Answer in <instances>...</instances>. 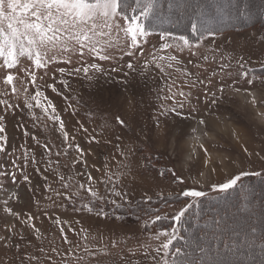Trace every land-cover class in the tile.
Masks as SVG:
<instances>
[{
  "label": "rangeland",
  "instance_id": "rangeland-1",
  "mask_svg": "<svg viewBox=\"0 0 264 264\" xmlns=\"http://www.w3.org/2000/svg\"><path fill=\"white\" fill-rule=\"evenodd\" d=\"M169 6L170 24L159 15L153 18L155 24L186 29L193 20H199V28L230 23L231 29L189 38L198 45L191 51L169 49L167 53L159 52L164 41L159 36L161 31L153 30L135 56L121 59V49L110 50L113 59L99 62L102 72L90 70L92 80L85 79L83 73L60 76L57 68L66 67L63 64L49 65L47 74L45 70L36 73L37 88L55 104L70 138L75 137L72 143L83 150L82 158L75 147L63 154L58 124L46 117L37 119L42 116L40 109L29 111L23 107L35 88L29 85V93L21 88L15 95L10 89L8 95H0V100L20 105L5 114L4 121L7 142L6 151L0 153V172L8 175L0 176V264H21L22 257L24 264H162L161 245L168 237H155L161 232L173 233L148 227L139 218H120L121 212L114 210V204L139 206L142 199H160L166 203L164 211L177 213L188 203L181 200L184 191L216 194L219 191L213 190L214 185L243 172L264 175V22L255 21L264 17V0H172ZM237 24L245 27L236 30ZM153 53L175 55L179 63L172 62L173 67L167 68L165 61H157L165 67L161 72L152 63ZM127 63H132L134 69L129 70ZM27 64L25 61L23 66ZM113 67L120 70L112 72ZM184 70L191 75L185 76ZM245 71L247 79L241 75ZM3 75L0 69V81ZM17 75L25 76L23 72ZM53 75L57 77V91L62 94L46 86L54 83ZM61 79L67 80V88L59 83ZM248 79H252L251 84ZM221 87L225 89L223 94L218 91ZM4 89L0 82V92ZM179 91L187 99L179 96ZM249 92L256 97L255 106ZM174 94L178 102H183L182 108L164 99ZM172 107L175 113L159 116L162 110ZM0 114H4L3 106ZM116 115L128 126L117 125ZM32 136H37L41 144L48 143L51 153L37 146ZM26 149H31L28 155H35L37 163L23 160ZM57 151H61L60 156L55 155ZM80 159L86 164L75 162ZM12 173L17 177L15 184L10 182ZM22 173L29 176L30 183ZM89 173L94 178L91 186L99 194L95 200L79 187H89ZM113 185L126 195L113 196ZM247 191L242 189L240 193ZM58 192L63 195L58 196ZM85 203L93 212L82 209ZM5 208L19 215H10ZM225 215L221 228L232 232L230 241L236 242L237 248L208 247L204 260L213 264L232 260L229 263L238 264L237 258L247 256L249 263V256L256 259L262 255L264 196L242 200L228 208ZM56 219L61 221L59 225L54 223ZM207 225L213 229L206 240H216L220 228L215 223ZM60 228L71 243L63 242ZM260 243L263 245L253 251ZM196 244L204 246L199 241ZM253 262L250 264H257ZM258 264H264V258Z\"/></svg>",
  "mask_w": 264,
  "mask_h": 264
},
{
  "label": "snow or ice",
  "instance_id": "snow-or-ice-1",
  "mask_svg": "<svg viewBox=\"0 0 264 264\" xmlns=\"http://www.w3.org/2000/svg\"><path fill=\"white\" fill-rule=\"evenodd\" d=\"M157 3L158 0H134V3H130V0H0V69L4 71L2 81L0 82L5 86L4 91L0 92V95H8L9 89L11 94L15 95L21 88L24 93H29V85L35 88L36 91L33 94H29L28 98L24 101L23 107L29 111L33 108L40 109L42 116L37 117V119L46 117L52 124H58L60 134L63 137V154L67 155L68 149L75 147L76 152L82 158L84 155L83 150L79 145L72 143L75 137L72 136L70 138L55 104L37 88L36 73L40 70H45V74H47L49 65L63 64L66 67L57 68L60 76L71 77L83 73L85 79L92 80L94 76L89 74L90 70L93 73L102 72L103 69L99 62L113 59V56L109 54L110 50L115 48L121 49V59L123 56H135L137 50L141 48L142 43L146 42L147 37L152 34L146 30L143 21L154 14ZM205 31H209V34H211L208 29H205ZM191 32L195 36L198 32H201V29L193 23L191 25ZM159 36L164 41L160 45V53H167L169 49L174 51L188 49L191 51L194 47H198V45H194L184 35L173 36L170 32L164 31L160 32ZM201 36L203 37V32H201ZM191 54L195 55V52H191ZM152 57V63L161 72L165 71V67L157 61H165L167 68L173 67L172 62L179 63L175 55L153 53ZM25 61L28 62L27 66H23ZM74 63L79 64V66H73ZM126 67L129 70L134 69L132 63H127ZM144 67L147 68L148 64L145 63ZM222 67L224 66L222 65ZM240 67H244L243 63L240 64ZM119 70L118 67L111 69L112 72ZM20 72L25 74L23 78L17 75ZM124 74L125 76L128 75L127 72ZM184 75L189 76L191 73L184 70ZM241 75L245 79L248 78L247 71L241 73ZM52 80L54 83L46 86L58 95L62 94L57 91L55 84L57 77L55 75L52 76ZM200 82L203 83V81ZM59 83L64 88L68 87L67 80L61 79ZM195 83L196 81L194 80L191 86L194 87ZM248 83L251 84L252 79H248ZM218 91L223 94L225 89L221 87ZM236 91H239V89H236ZM178 95L187 99L183 91H179ZM248 95L251 97V104L255 106L257 104L256 97L251 92ZM215 96L216 94L213 93V103L216 102ZM164 99L172 100L173 104H178L181 108L184 106L183 102L176 100L175 94L165 96ZM0 106H3L4 113L0 114V134H4L0 135V153H3L6 151L5 144L7 142L4 123L5 114L20 107V105H12L7 100H0ZM169 112L175 113L176 108L164 109L159 113V116H167ZM114 119L115 123L120 127L128 126L120 115H116ZM200 123L203 124L204 121H200ZM156 126L160 127L159 117H157ZM21 127L24 126L21 125ZM24 135L27 136L28 132L25 131ZM31 139L37 146L43 148L45 152L51 153L52 150L48 143L41 144L37 136H32ZM93 139L95 138L93 137ZM29 151L31 149L25 150L23 160L29 161L32 164L37 163L35 155H28ZM55 155L60 156L61 151H57ZM75 162L86 164V161L82 159ZM12 163L15 164L16 161ZM4 175L8 174L0 172V176ZM160 175L163 176L164 173H160ZM248 175L259 176L261 173L243 172L226 183L218 186L214 185L213 190L227 192L237 185L242 176ZM23 179L30 183L29 176L23 175ZM59 179L63 181L65 177L61 175ZM93 180L94 178L89 173L87 174L86 181L89 187L85 188L84 184H80L79 187L95 200L99 198V194L91 186ZM109 180H111V177H109ZM10 182L12 184L17 182L15 173L11 174ZM180 182L182 183L183 181L181 180ZM63 187L68 188V184H64ZM111 194L121 198L126 195V193L116 190L115 185L112 187ZM16 195L15 192L12 193L13 197ZM57 195H63V193L58 192ZM182 195L190 198H199L204 193L202 191L189 190L184 191ZM65 199H71V196H65ZM3 203L7 204L8 201L5 200ZM112 203H115V201H112ZM82 209L89 213L93 212V208L89 203L83 204ZM187 211V207L182 209L176 216V220L179 221ZM5 212L14 216L19 215L14 213L11 208H5ZM97 214L99 215V213ZM29 219L34 218L29 217ZM156 219H159V216ZM54 223L59 225L61 221L56 219ZM35 231L39 232V229H35ZM60 232L63 242L66 244L71 243L67 235L64 234L65 230L63 228H60ZM161 236L168 237L161 245V248L164 250L161 262L162 264H169L166 258L168 256L167 250L172 245L175 235L174 233L161 232L155 238L159 239ZM37 239H39V236H37ZM160 250L158 248L156 251L159 253ZM40 251L43 252V249H40ZM53 251H56V249L53 248ZM176 251L179 253V249ZM29 259L34 260L36 258L29 257ZM21 264H24L23 257L21 258Z\"/></svg>",
  "mask_w": 264,
  "mask_h": 264
},
{
  "label": "trees",
  "instance_id": "trees-1",
  "mask_svg": "<svg viewBox=\"0 0 264 264\" xmlns=\"http://www.w3.org/2000/svg\"><path fill=\"white\" fill-rule=\"evenodd\" d=\"M162 1L163 0H158L154 14L151 15L147 20L143 21L146 30L149 32H152L153 30L161 32L167 31L178 35H184L195 40L198 39V37H201V32H203V35H205V32L209 33V31H205L206 28L210 30V33H215L221 29H231L230 23L219 26L212 25L206 28H200L201 32H198L195 36H193L191 32V25L195 23L198 26L199 20H193L190 23L189 28L186 29L171 28V26H169L170 19L167 18L169 14L168 12H170L169 9H171L169 5L172 0H164L163 4ZM130 3H134V0H130ZM158 15L160 18L162 16L161 19L166 20L169 24H155L153 18ZM255 21L256 23L259 22L262 24L264 22V17L262 18V21L259 19ZM243 26L245 27V25L240 24L234 25L236 30L243 29ZM242 189L248 190L246 194L242 195V193H240ZM262 196H264V175H248L243 176L241 181H239L233 189H230L227 192H218L216 194L210 195L204 194L199 198H190L182 195L181 200L188 202L187 206L184 207H187L188 211L179 221L176 220V216L182 209L177 213L164 211V206L166 203L160 199H142V204L139 206L138 203H133L130 206L124 204H114L113 207L114 210H119L121 212V214L118 215L120 218H139V220L147 223L148 227H155L158 230L168 229L171 233L176 235L175 239L172 241L170 249L168 250L167 257L169 264H213L212 262L207 263L204 260L205 256L203 253L207 251L206 248H212L213 246L217 247L218 245H221L223 248L226 246V250H236L237 248L236 242L230 241L233 236L232 232L221 228L226 222L225 212L228 210V208L235 207L236 203L242 200H247L249 197H253L257 200ZM93 203L96 202L93 201ZM156 214H158L159 219H156ZM208 223H215L217 224L218 228H220L218 229V237L216 240H206V235L209 234V232L213 229L212 226L207 225ZM256 223V226L260 227L259 221ZM262 233L264 234V231H262ZM195 241L202 242L204 246L200 248V246L196 244L197 242L195 243ZM262 245L263 244L260 243L259 245L255 246V250L253 251L258 250L257 248H260ZM177 249H179V253H177ZM205 254H207V252ZM250 257L251 260L249 263H247V261H249L247 256L244 259L237 258L236 261L239 262L238 264H250L253 261H256L258 264L264 258V253L259 255L256 259L254 256H249V258ZM229 262L225 264H234Z\"/></svg>",
  "mask_w": 264,
  "mask_h": 264
},
{
  "label": "bare ground",
  "instance_id": "bare-ground-1",
  "mask_svg": "<svg viewBox=\"0 0 264 264\" xmlns=\"http://www.w3.org/2000/svg\"><path fill=\"white\" fill-rule=\"evenodd\" d=\"M175 14V13H174Z\"/></svg>",
  "mask_w": 264,
  "mask_h": 264
}]
</instances>
